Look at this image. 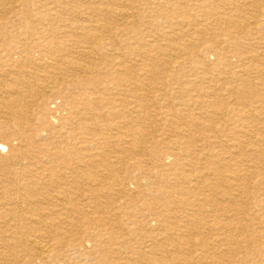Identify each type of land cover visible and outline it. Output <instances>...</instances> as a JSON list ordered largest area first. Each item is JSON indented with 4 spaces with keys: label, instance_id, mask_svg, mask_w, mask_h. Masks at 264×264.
Listing matches in <instances>:
<instances>
[{
    "label": "rangeland",
    "instance_id": "rangeland-1",
    "mask_svg": "<svg viewBox=\"0 0 264 264\" xmlns=\"http://www.w3.org/2000/svg\"><path fill=\"white\" fill-rule=\"evenodd\" d=\"M169 1L137 0L131 2L122 0L126 7H132L133 5V9H130L132 15L126 21L122 17L107 19L113 28L111 33H106V40L117 43H113L116 46H114V54L117 55V62L120 64L117 65L115 72L110 69L112 67L110 60L106 56L107 52L103 50V54L101 52L97 55L98 57L96 56V63L93 64L92 70L88 69L87 74L79 79V84L66 86L61 81L62 73L59 70L64 67L59 66V62L55 58L66 54L67 57L73 60L88 62L89 59H83L75 53L69 54L64 50L59 51L60 49L57 48L54 52L51 45H49L50 41L47 40L37 42L32 39L28 40V53L21 52L19 49L11 56V59H7L8 56L0 58V108L4 109L6 106L16 114V116H6L0 113V131L5 129L14 130L20 122L22 128L24 127L21 137L18 134L9 137L0 135V141L4 144V148L0 150V191L8 190L6 188L7 180L10 181L8 186H14L15 184L13 180L9 179L11 177L8 172L9 169L22 168L24 171H31L32 174L28 180L35 182L33 193L36 202L41 206V200H44L42 198L46 195L41 192V186L38 183L41 178L44 179L45 186H49L50 197L54 195L52 185L57 183L65 186L68 194H75L76 185L71 180L72 176L76 175L70 173V169H66L65 166L73 163L78 164L79 162H90L92 156H95L96 160L100 162V167H107V164L113 165V171L109 170L113 174L109 175L110 177L101 174V172L99 175H95L92 171H88L90 174L88 173V176H83V178L76 176L80 185L82 182L85 184L86 200L89 202L91 194L94 193L100 203L99 211H93L90 206H87L85 216L92 217L106 214L105 216L110 219V223L106 219L91 224L84 220L77 228L57 223L61 226L60 230L66 229L69 231L72 228L73 237L80 240L81 238H89V240H84V247L79 248L80 251L75 255L72 254L71 258L63 260L44 258V262L41 264L92 263V259L84 256L75 260L73 257L83 254L86 250H91L93 243L100 241L106 235L103 234V231H107L106 229L110 228L111 225L115 226V229L121 234L119 236H122L119 238L122 240L121 243H108L117 252L115 256L119 262L147 264L146 258L148 256H154L158 258L157 261L166 262L169 253L167 254L164 250L166 247L167 249L173 248L171 247V241L180 236L188 237V235H191L194 237L193 240L200 238L204 242L203 248L200 246L192 247V255H194L193 258L196 264H264V184L261 182L264 179V153L260 155L243 146L247 144L252 148L260 147L264 151V140L257 141L251 136V134H254L255 137L264 138V99H262L264 98V76L259 75L260 72H258L264 69V60L259 58L261 54L264 56V0H261V2H254V0L174 1V7L181 10V15L186 19L190 16L195 19V24L200 23L199 26L206 29L207 34L204 36H197L193 33L191 36H186V38L189 37L187 39L195 42L191 44L193 46H188V48L194 54H200L197 61L185 55L176 58L173 64L168 65L161 62L151 64L152 61L149 59L142 62L144 57L140 50H146L149 46L148 43L162 46L168 49L172 56H176V51L169 49L170 38L174 45H183L185 41L176 37L173 33L177 30V26H174L172 22L177 13L170 12ZM8 2L9 5L6 9L9 10L0 12L4 15H0V25L2 26L0 31H6L7 35H10L8 40L11 41L17 40V36L20 35L19 32L23 29L25 18L31 21L39 35L40 32L53 30L58 22H62V20L66 25L68 22H72L71 12L64 9L60 1L31 0V9L23 6L20 1L11 2L8 0ZM195 3L204 5V8H198ZM75 5L79 16H82L84 13L83 2L80 1ZM204 9L210 11L211 17L217 18L220 22L217 20L216 25L213 26L208 24L209 22L203 24V19L208 18L203 15L202 10ZM156 10L157 12L160 11V14H157ZM226 10L229 12L226 13ZM258 10L259 12H257ZM167 13L174 16L171 21L165 17ZM242 14L249 19L250 24L243 22L238 28L236 26L235 28L232 26V28H229L226 23L231 22L228 19L238 18L237 15ZM43 16L44 19L40 21L39 19ZM134 23H136V29L132 27ZM122 24L124 25L122 26ZM224 28H226V31ZM11 35H15V37ZM231 35L234 37H230ZM228 36L229 38H227ZM76 38L79 39V37ZM19 39L21 40L20 36ZM58 40L61 41L62 38ZM199 42L204 47L210 46L209 50H206L205 53L199 52V48L196 46ZM136 45H143V47H135ZM2 54L3 51L0 49V57H2ZM251 56H257L252 59L253 63L258 66L257 69L259 70L257 72L248 69L245 64L249 59L248 57ZM19 57L24 60L22 64L17 62ZM69 71L67 70L66 73H69ZM51 73L56 76V86L62 91L64 90L62 94L56 90L52 92L44 91L39 87V83L48 81L47 75ZM18 75L22 77V81L21 83H14L12 79ZM243 79L246 81L253 80L256 87L251 88L246 85L240 87L237 91L245 95H232L227 89L236 85H238L237 87L241 86ZM3 84L5 85L3 86ZM136 87L147 88L146 95L148 96L141 97L140 95L143 94L142 89L137 90ZM67 88L71 89L68 90ZM23 89L25 94L21 91ZM150 90L151 93H149ZM156 93L160 94L157 95ZM10 94H13V96H8ZM30 94L31 97H29ZM21 95H29V98L27 97L28 99L20 102L18 100L21 99ZM239 96H242L246 102L253 103L246 107L238 105V114L245 117L243 120L237 114L231 112L230 108L223 106L224 103H231L232 106H235ZM14 98H18L17 101H13ZM144 98H147V102ZM96 99L100 102H94ZM211 101H217L221 104L216 107L206 106V103ZM138 106L139 108H137ZM142 106L144 108L141 109ZM154 111L155 113H153ZM18 112L20 113L18 114ZM200 114L201 116H199ZM250 115L253 119H247ZM3 116L7 119L5 120ZM191 118L198 119L200 123L192 122ZM136 125H140L141 128L136 129ZM173 127L174 129H172ZM130 131L137 132L145 141L144 145L147 147L143 145L145 147L143 151L138 150L137 147H134L132 152L129 149L132 145L124 138V134ZM17 137L22 138V141L24 140L21 141L23 143L22 147L18 144ZM50 145H52L51 148ZM240 145L243 147H240ZM53 146L55 147L53 148ZM74 147L76 150L82 149L84 153L78 155L73 149ZM68 148L72 149L69 162L64 157V152ZM22 150L26 153L24 152V156L19 163H16L13 159L9 160V157L6 158L8 154L18 153ZM117 158L127 160V165L116 162ZM206 166L215 169V174L210 175L208 181L218 183L220 188L217 190H194L193 185L200 181L197 172L204 170ZM59 168L63 170V179L54 178L52 175V173H58ZM127 169L129 170L127 171ZM25 180L26 177H23L15 185H20L23 188ZM192 189L194 191H190ZM224 189H229V193H225ZM150 190L151 192L148 193ZM184 190L185 193H181ZM21 191L24 192L25 190L21 189ZM134 194L137 195L134 196ZM56 202L55 199H53V202L50 201L49 206L53 211L61 208V204ZM46 204L45 202L44 205ZM22 205H24V202H22ZM139 211L140 213H138ZM126 215H130L131 219L126 220ZM143 215L149 222L148 224H146ZM172 215L174 216L172 217ZM96 223L99 224V229L101 228L102 236L95 234L98 229ZM137 232L138 234H136ZM159 240L166 242L168 245ZM134 247L135 249H133ZM225 248L227 250L224 253ZM127 249L131 252L128 253ZM255 249L256 251H254ZM124 250L127 253L124 254ZM137 255H141L142 258L140 260L133 259V256ZM51 259L53 262L50 261ZM109 262V260H104L100 264H109ZM148 262L150 263V261ZM173 262L170 261L168 264Z\"/></svg>",
    "mask_w": 264,
    "mask_h": 264
},
{
    "label": "bare ground",
    "instance_id": "bare-ground-1",
    "mask_svg": "<svg viewBox=\"0 0 264 264\" xmlns=\"http://www.w3.org/2000/svg\"><path fill=\"white\" fill-rule=\"evenodd\" d=\"M11 2H17L20 1L21 4L23 6H26L28 8H30L31 6V0H10ZM49 2H55V1H60V4H62L61 6L64 7V9L70 11L71 13V21L72 22H68V24L66 25L64 23V20H62V22H58V24L56 25V28H54L53 30H49L45 31V32H40V35L37 33L36 29L34 28V25L31 23L30 20H28L27 18L24 19V24H23V29L21 32H19L20 35H18L17 40H8L10 38V35H7L6 31L1 30L0 31V49L3 51V54L1 55L2 57L0 58H5L7 57V59H11V56H13L17 50L21 51V52H26L28 53L29 51V45L27 44L28 40H33L35 42L40 41V40H47L50 41L49 45H51V47L53 48V51H56L57 49L64 50L67 53H75L76 55L82 57L83 59L87 58L89 59L88 62H84L82 60H73L70 59L69 57H67V55H62L58 58H55V60H57L59 62V66L64 67L59 69L60 73H62V80L63 83L66 84V86H72L75 84H79L78 82H80L79 79H81L82 77H84L87 72L88 69H91L93 64L96 63V56L101 52L103 54V50L106 51V56L108 58V60H110V65L112 66L110 69L115 72L116 71V67L118 64L117 62V58L114 53V44H117L115 42H109L106 40L107 38V34L106 33H111V30L113 27H111L112 25H110L107 21L108 18H112V17H122V19H124L125 21L127 20L128 17H130L132 15V10L133 9V5L132 7H126V5L124 4V2H122V0H48ZM83 2L84 5V9H83V15L79 16V13L76 11L75 9V4L79 3V2ZM129 1H137V0H129ZM175 2H179L181 0H170V4L168 7L170 12H175V14L177 13V16H175V19L172 21L174 26H177V30L173 31L174 35L176 37H179L181 39H184L185 41L183 42V45H174L172 44V39L170 38L169 40V49H173L174 51H176V56H172L169 53V50L166 48H163L162 46H157V44L155 45L153 44H149V46L146 48V50L141 49L140 52L142 53V56L144 57V59L142 60V62H145V60L147 61V59H149L150 61H152L151 64H157L158 62L164 63V64H173V62H175L176 58H180V57H184L185 55H187L188 57H190L191 59L197 61L198 56L200 55L199 53L194 54L193 51L191 49L188 48V46H193L191 44L195 43L194 40L191 39H187L189 37L186 38V36H191L192 33L196 34L197 36H204L205 34H207L206 29L204 27H200L199 24H195V19L191 18L190 16L186 19L183 15H181V10L177 9V7H174L173 3ZM247 1V0H246ZM126 2V1H125ZM183 2V1H182ZM218 2V1H217ZM254 2H261V0H254ZM196 4V3H195ZM257 4V3H256ZM9 2L8 0H0V12L1 11H5L7 10L6 8L8 7ZM11 5V4H10ZM14 5V4H13ZM16 5V4H15ZM49 5V4H48ZM181 5V3H180ZM198 8H204V5L201 4H196ZM230 5V4H228ZM247 5V4H246ZM254 5V3H253ZM264 5V3H263ZM223 7V6H222ZM247 7V6H246ZM252 7V6H251ZM255 7V6H254ZM253 7V8H254ZM257 7V6H256ZM16 8V7H15ZM14 8V9H15ZM219 8V7H218ZM17 9V8H16ZM31 9V8H30ZM221 9V8H220ZM231 9V7H230ZM242 9V8H241ZM243 9H245L243 7ZM9 10V9H8ZM7 10V11H8ZM19 10V9H18ZM17 10V11H18ZM225 10V9H224ZM232 10V9H231ZM255 10V9H254ZM261 10V9H259ZM259 10L257 12H259ZM203 11V15L208 17L207 19H203V24H212L216 25L217 23V18L215 17H211L210 15V11H207L206 9L202 10ZM201 11V12H202ZM216 11V10H215ZM228 10H226L227 13ZM239 11V10H238ZM15 12V11H13ZM32 12V11H31ZM229 12V11H228ZM234 12V10H233ZM251 12V11H249ZM255 12V11H254ZM8 13V12H7ZM6 13V14H7ZM17 13V12H16ZM29 13V12H28ZM69 13V12H68ZM139 13V12H138ZM157 14H160V11L157 12ZM4 14V13H3ZM140 14V13H139ZM236 14V13H235ZM234 14V15H235ZM240 14V13H239ZM252 14V13H250ZM0 15H2L0 13ZM9 15V14H8ZM7 15V16H8ZM143 15V14H140ZM4 16V15H2ZM203 16V17H204ZM256 16V15H255ZM257 16H259L257 14ZM264 16V15H263ZM75 17V18H74ZM157 17V16H156ZM167 19H170V21L173 19L174 16L170 15L169 13L166 14L165 16ZM238 18H232V19H228L229 22L231 23H226L229 28L232 26L233 28H235V26L238 28V26H241V24L244 23H249L248 22V18H246L245 16L242 15H237ZM135 18V17H133ZM197 18V17H196ZM254 18V17H253ZM4 19V18H3ZM31 19V18H30ZM44 16L41 17L39 20H43ZM72 19L76 20L73 21ZM113 19V18H112ZM136 19V18H135ZM155 19V18H154ZM223 19V18H222ZM55 20V19H52ZM116 20V19H114ZM211 20V21H210ZM226 20V19H225ZM255 20V19H254ZM1 21V20H0ZM3 22L5 20H2ZM113 21V20H112ZM120 21V20H119ZM205 21V22H204ZM219 21V20H218ZM258 21V20H257ZM122 22V21H120ZM220 22V21H219ZM259 22V21H258ZM114 23V21H113ZM257 23V22H256ZM260 23V22H259ZM264 23V22H263ZM1 24V23H0ZM35 24V23H34ZM49 24V23H48ZM116 24V23H115ZM126 24V23H124ZM122 24V26L124 25ZM250 24V23H249ZM262 24V23H261ZM3 25V23H2ZM50 25V24H49ZM55 25V24H54ZM202 25V24H201ZM130 26V25H129ZM204 26V25H203ZM253 26V25H251ZM259 26V25H258ZM262 26V25H261ZM133 28L136 29V23H134L132 25ZM231 27V28H232ZM2 28V26L0 25V29ZM148 28V27H147ZM236 28V29H237ZM226 31V28H224ZM235 29V31H236ZM248 29V28H245ZM252 29V28H250ZM21 30V28H20ZM142 30V29H141ZM240 30V29H239ZM19 31V30H18ZM114 31V30H113ZM209 31V30H208ZM247 32V31H246ZM242 33V32H241ZM130 34V33H129ZM243 34V33H242ZM247 34V33H246ZM126 35V34H125ZM14 36L15 35H11ZM19 36L21 38V40L19 39ZM226 36V35H225ZM236 36V35H235ZM76 37H79V39H77ZM171 37V36H170ZM232 37V35L230 36ZM234 37V36H233ZM232 37V38H233ZM59 38H62V40H58ZM65 38V39H64ZM115 38V37H114ZM208 38V37H207ZM229 38V36L227 37ZM215 39V38H214ZM238 39V38H237ZM210 40V39H209ZM222 40V39H221ZM175 41V40H174ZM180 41V40H179ZM227 41V40H226ZM114 43V44H113ZM136 44V43H135ZM206 44V43H205ZM223 44V43H222ZM249 44V43H248ZM31 45V44H30ZM198 51L205 53L206 50H209L210 46H205L199 42L198 45ZM251 46V45H250ZM116 47V46H115ZM135 47H139L142 48V46H138L136 45ZM205 49V50H204ZM221 49V48H220ZM253 51V50H252ZM249 54V53H248ZM264 54V53H263ZM224 55V54H223ZM104 56V55H103ZM102 56V57H103ZM227 56V55H226ZM22 57V56H21ZM19 57V59H17V62L21 63L24 62L23 58ZM98 57V56H97ZM257 57V56H256ZM256 57H248V61L245 63L248 67V69H253L256 70L255 72H257V65H255L253 63V58ZM106 58V57H105ZM163 58H165V60H163ZM260 59L264 60V56L259 57ZM98 59V58H97ZM124 59V58H123ZM223 59V58H221ZM101 60V59H99ZM107 60V59H106ZM187 60V59H186ZM243 60V59H242ZM104 61V60H103ZM125 61V60H124ZM188 61V60H187ZM57 62V63H58ZM98 62V61H97ZM102 62V60H101ZM241 63V62H240ZM92 64V65H91ZM257 64V63H256ZM101 65V64H100ZM97 66V65H96ZM154 66V65H153ZM166 66V65H165ZM27 67V66H26ZM99 67V66H98ZM97 67V68H98ZM163 67V66H162ZM262 67V66H261ZM29 68V67H28ZM33 68V66H32ZM100 68V67H99ZM109 68V67H108ZM37 69V68H36ZM39 69V68H38ZM69 71V73H66L67 70ZM94 69V68H93ZM41 70V69H40ZM92 70V69H91ZM127 70V69H126ZM9 71V70H7ZM35 71V70H34ZM44 71V70H43ZM57 71V70H54ZM150 71V69L148 70V72ZM51 72V71H50ZM227 72V71H226ZM258 72L259 75L262 74L264 76V69H261V71L259 70ZM12 73V71H11ZM24 73V72H23ZM48 73V72H47ZM82 73V74H80ZM24 75V74H23ZM60 75V74H59ZM137 75V74H136ZM142 75V74H141ZM14 76V75H13ZM58 76V75H57ZM89 76V75H88ZM25 77V76H24ZM48 77V81L47 82H42L39 83V87L44 90V91H49L52 92L54 90H56L58 93H63L64 90L62 91V89H59L55 82H56V76H54L52 73L47 75ZM9 78V76H8ZM28 78V77H26ZM24 78V79H26ZM117 78V77H116ZM30 79V78H28ZM34 79V78H33ZM32 79V80H33ZM84 79V78H83ZM251 79V78H250ZM37 80V79H36ZM219 80V79H218ZM12 81L15 83H21L22 81V77L21 76H16L12 79ZM27 81V80H26ZM29 81V80H28ZM35 81V80H34ZM38 81V80H37ZM59 81V80H58ZM82 81V80H81ZM234 81V80H233ZM232 81V82H233ZM239 81V80H238ZM11 82V81H10ZM243 83H241V86L237 87L236 86H232L229 90V92L232 93V95H245L242 94L240 92H237L240 87L243 86H250L251 88L256 87L255 82H253V80L251 81H246V80H242ZM5 83V82H4ZM30 83V82H29ZM235 83V82H234ZM2 84V83H1ZM5 84H3L4 86ZM61 85V84H60ZM87 85V84H86ZM94 85V84H93ZM138 85V84H137ZM194 85V84H193ZM230 85V83H229ZM232 85V84H231ZM115 86V85H114ZM123 86V85H121ZM29 87V86H28ZM36 87V86H35ZM147 87V86H145ZM137 88V90H141L142 95H140L141 97H147V88ZM23 88V87H22ZM30 88V87H29ZM39 88V89H40ZM105 88V86H104ZM149 88V87H148ZM186 88V87H185ZM245 88V87H244ZM14 89V88H13ZM25 89V88H24ZM21 90L23 94L25 90ZM68 90L71 88H67ZM93 89V88H92ZM263 89H264V84H263ZM27 90V89H26ZM261 90V88H260ZM30 91V90H29ZM62 91V92H61ZM109 91V90H108ZM16 92V91H15ZM28 92V91H27ZM26 92V94H27ZM127 92V91H126ZM189 92V90H188ZM264 92V90H263ZM8 93V92H7ZM17 93V92H16ZM29 93V92H28ZM151 93V90L150 92ZM214 93V92H213ZM15 94V93H13ZM13 94L8 95V96H13ZM57 94V93H55ZM53 94V95H55ZM157 94V93H156ZM160 94V93H159ZM157 94V95H159ZM229 94V93H228ZM6 95V94H5ZM17 95V94H15ZM113 95V94H112ZM264 95V94H263ZM21 99L18 100L20 102L25 101V99H28L29 97H31L32 95H21ZM29 96V97H28ZM46 96V95H45ZM72 96V95H71ZM28 97V98H27ZM123 97V96H122ZM229 97V96H228ZM5 98V97H4ZM47 98V97H46ZM130 98V97H129ZM234 98V97H233ZM236 98V97H235ZM18 99V98H17ZM17 99H12L13 101H17ZM31 99V98H30ZM33 99V97H32ZM147 99V98H146ZM146 99L144 98V100L146 101ZM150 99V97H149ZM157 99V98H156ZM238 101L235 102V106H232L231 103H227V104H223V106H226L228 108H230L231 112H233L234 114H237L238 117L243 120V116H241L240 114H238V105L241 106H249L252 105L249 101L246 102L244 100V98L242 96H239V98H237ZM253 99V98H252ZM264 99V98H262ZM6 100V99H5ZM4 100V101H5ZM117 100V99H116ZM123 101V98L121 99ZM154 100V99H153ZM159 100V99H158ZM181 100V99H180ZM7 101V100H6ZM11 101V100H10ZM11 101V102H13ZM52 101V100H51ZM196 102H200L198 100H195ZM219 101V100H218ZM38 102V101H37ZM94 102H100V100H94ZM144 102V101H142ZM147 102V101H146ZM157 102V101H156ZM252 102V101H251ZM34 103V102H33ZM103 103V102H102ZM127 103V102H126ZM9 104V103H8ZM20 104V103H19ZM23 104V103H21ZM32 104V103H31ZM42 104V103H41ZM144 104V103H143ZM158 104V103H157ZM156 104V105H157ZM172 104V103H171ZM220 102L217 101H211L210 103H206V106H218L220 105ZM1 105V104H0ZM7 105V104H6ZM140 105V104H139ZM146 105V104H145ZM174 105V104H173ZM202 105V104H201ZM4 107V106H2ZM6 107V106H5ZM4 109L0 108V113L6 116H16V114L14 113L13 110L8 109L7 107ZM36 107V105H35ZM136 107V106H135ZM170 107V106H168ZM13 108V107H12ZM23 107L21 106V109ZM33 108V107H32ZM139 108V106L137 107ZM141 109L144 108L143 106L140 107ZM177 108V106H176ZM201 108V107H200ZM19 109V108H18ZM20 110V109H19ZM18 110V111H19ZM26 110V109H25ZM37 110V109H36ZM130 110V109H129ZM136 110V109H135ZM139 110V109H138ZM144 110V109H143ZM146 110V108H145ZM168 110V109H167ZM24 111V110H23ZM29 111V110H28ZM140 111V110H139ZM142 111V110H141ZM250 111V110H249ZM135 112V111H134ZM159 112V111H158ZM188 112V111H187ZM192 112V111H191ZM17 113V112H16ZM20 112H18L19 114ZM106 113V112H105ZM144 113V112H143ZM150 113V111H149ZM155 113V111L153 112ZM161 113V112H160ZM190 114V112H188ZM199 113V112H198ZM204 113V111H203ZM202 113V114H203ZM211 113V112H210ZM252 113V112H251ZM258 113V112H257ZM17 114V115H18ZM22 114V113H21ZM139 114V112H138ZM142 114V113H141ZM158 114V113H157ZM156 114V115H157ZM182 114V113H181ZM117 115V114H116ZM133 115V114H132ZM151 115V114H150ZM193 115V114H192ZM198 115V114H197ZM225 115V114H224ZM252 115V114H251ZM248 116L247 119H253L251 118L252 116ZM20 116V115H19ZM22 116V115H21ZM134 116V115H133ZM201 116V114L199 115ZM199 116H197L198 118H200ZM219 116V115H218ZM221 116V115H220ZM4 117V116H3ZM130 117V116H129ZM143 117V116H142ZM180 117V116H178ZM183 117V116H182ZM186 117V114H185ZM216 117V116H215ZM225 117V116H224ZM247 117V116H246ZM131 118V117H130ZM138 118V116H137ZM144 118V117H143ZM152 118V117H150ZM190 118V117H189ZM4 119L6 120L7 118L4 117ZM13 119V118H12ZM141 119V118H139ZM263 119V118H262ZM10 120V119H9ZM14 120V119H13ZM192 122H196V123H200V121H198V119H192ZM257 120V119H256ZM140 121V120H139ZM143 121V120H141ZM153 121V120H152ZM180 121V119H179ZM260 121V120H259ZM41 122V121H40ZM258 122V121H257ZM261 122V121H260ZM14 123V122H13ZM77 123V121H76ZM75 123V124H76ZM141 123V122H140ZM148 123V122H147ZM219 123V122H218ZM21 124V122H20ZM16 125L15 129L12 130H4V131H0L1 132V136L4 137H9L13 134H18L20 137L22 136V133L24 131V127L22 128L21 125ZM73 124V123H72ZM78 124V123H77ZM153 124V123H152ZM87 125V124H86ZM193 125V124H191ZM79 126V124H78ZM148 126V125H147ZM152 126V125H151ZM174 126V125H173ZM194 126V125H193ZM11 127V126H10ZM86 127V126H85ZM88 127V126H87ZM136 129L141 128L140 125L137 126L136 125ZM181 127V126H180ZM208 127V126H206ZM217 127V126H216ZM43 128V127H42ZM89 128V127H88ZM122 128V127H121ZM245 128V127H244ZM38 129V128H37ZM36 129V130H37ZM86 129V128H84ZM174 129V127L172 128ZM178 129V128H177ZM191 129V128H190ZM188 129V130H190ZM213 129V128H212ZM43 130V129H42ZM93 130V129H92ZM16 131V132H14ZM39 131V129H38ZM180 131V130H178ZM193 132V131H192ZM198 132V131H197ZM200 132V131H199ZM213 132V131H212ZM143 133V132H142ZM195 133V132H193ZM114 134V131H113ZM182 134V133H181ZM191 134V133H190ZM215 134V133H214ZM72 135V134H71ZM78 135V133H77ZM155 135V134H154ZM173 135V134H172ZM85 136V135H84ZM185 136V135H184ZM188 136V135H187ZM251 136L257 140V141H263L264 138L261 137H255L254 134ZM250 136V137H251ZM43 137V136H42ZM45 137V136H44ZM51 137V136H49ZM123 137V136H122ZM192 137V135H191ZM233 137V136H232ZM91 138V137H89ZM124 138H126V140H128L130 142V144L132 145V147H129V149L132 150L134 149V147H137L138 150L143 151L145 149L144 143L145 141L139 136V134L137 132L134 131H130V132H126L124 134ZM207 138V137H206ZM219 138V137H218ZM18 140V144L20 145V147L23 146V141L22 138H16ZM53 139V138H52ZM200 139V138H199ZM171 140V139H170ZM223 140V139H222ZM22 141V142H21ZM48 141V139H47ZM99 141V140H98ZM238 141V140H237ZM150 141L148 140V143ZM234 142V141H233ZM249 142V141H248ZM121 143V142H120ZM35 144V143H34ZM37 145H41V144H37ZM47 145V144H46ZM121 145V144H120ZM145 147H144V146ZM151 145V143H150ZM34 146V145H33ZM52 145H50L51 148ZM246 149L249 150H253L252 152H257V154L263 155L264 151L262 148H252L249 147V145L244 144L243 145ZM242 145H240V147H243ZM55 146H53L54 148ZM92 147V146H91ZM4 148V144L1 143L0 141V150H2ZM47 148V147H46ZM72 148V147H71ZM68 148L65 150L64 152V157L66 159V161L69 162V159H71V154H72V149ZM110 148V147H109ZM127 148V146H126ZM144 148V149H143ZM185 148V147H184ZM227 148V147H226ZM21 149V148H19ZM26 149V147H25ZM32 149V148H31ZM75 149V147L73 148ZM117 149V148H116ZM175 150V149H174ZM173 150V151H174ZM177 150V149H176ZM241 150L244 151L243 148H241ZM53 151V149H52ZM172 151V150H171ZM172 151V152H173ZM25 152V151H24ZM24 152L23 150L21 152L18 153H10L6 156V158L9 157V160H15L16 163H19L20 160H22L21 158H23L24 156ZM75 152H77V154H83L84 151L81 150H76ZM115 152V151H113ZM233 152V151H232ZM26 153V152H25ZM62 153V152H61ZM87 153V152H85ZM103 153V152H102ZM140 153V152H139ZM156 153V152H155ZM75 154V155H77ZM95 155V153H93ZM150 154V153H149ZM237 154V153H236ZM74 155V154H73ZM74 155V156H75ZM77 155V156H78ZM140 155V154H139ZM124 156V155H123ZM180 156V155H179ZM206 156V155H204ZM80 157V156H78ZM83 157V156H82ZM3 158V157H2ZM138 158V157H137ZM130 159V158H129ZM133 159V158H132ZM212 159V158H211ZM90 162H85V163H78V164H71L69 166H65L66 169H70V173H72L73 175L75 174L76 176L82 177L83 176H88V171H92L93 173H95V175H99V173L101 172V174L103 173V175L110 177L109 175H113L110 171L113 167V165L107 164V167H100L101 164L99 161L96 160L95 156L90 157ZM99 160V159H98ZM108 160V159H106ZM5 161V160H4ZM103 161V159H102ZM208 161V160H207ZM22 162V161H21ZM116 162L125 165L126 163H128L127 160L125 159H119L117 158ZM210 162V160H209ZM236 162V161H235ZM32 163V162H31ZM43 163V162H42ZM115 163V162H114ZM116 163V164H118ZM65 164V162H64ZM113 164V163H112ZM114 164V165H116ZM20 165V164H19ZM22 165V164H21ZM25 165V164H24ZM34 165V164H33ZM119 165V164H118ZM127 165V164H126ZM210 165V164H209ZM212 165V164H211ZM132 166V165H131ZM162 166V165H160ZM214 166V165H212ZM17 167V166H16ZM117 167V166H116ZM122 167V166H121ZM223 167V166H222ZM264 167V166H263ZM128 168V167H127ZM183 168V167H182ZM217 168V167H216ZM48 170V169H47ZM58 173H52L53 177H59L61 179L64 178V173L63 170H61V168L58 169ZM110 170V171H109ZM129 169H127L128 171ZM183 170V169H182ZM215 169H212L210 166H206L204 170H200L197 173V177L200 179V183H195L193 185V189L194 190H205V189H211V190H217L218 188H220L218 183H215L214 181H208V178H210V175L215 174ZM243 170V169H242ZM253 170V169H252ZM251 170V171H252ZM258 170V169H257ZM137 171V170H136ZM247 171V170H246ZM256 171V170H255ZM9 174H11V177L9 179L13 180L16 183H18L17 181L21 178H25L26 177V182L23 185L24 187L21 188L20 185H15L14 186H8L9 185V180L8 183L6 184V188H8V190L6 191H0V264H41L42 262H44V258L48 259V258H53L55 260L57 259H67V258H71L72 254H77L81 247H84L85 245V241L84 240H89V238H81V240L77 237H73V229L71 228L69 231L66 229L60 230L59 228H61V226L57 225V223H63L66 224L68 226H72L74 228H77L78 226L81 225V222H83L84 220L91 224L94 222H100V221H105V219L109 222V218L106 217L104 214L101 215L99 214V216H88L86 217V211H87V206H90V208H92L93 211H99L100 210V203L97 200V196L93 193L91 194V199L89 200V202L86 200L87 198V193L85 190V184L84 182H82V184L80 185V183L77 181V177L76 176H72V183L76 185L75 187V194H68V190L65 186H62L61 184L57 183L56 185H52L53 187V197H50L51 193H49L48 191V187L49 186H45V181L44 179H40L38 181V183L40 184V189L41 192H43V194H46L42 199L45 200V202L47 203L46 205L44 200L39 201L42 205L40 206V204L38 205V202H36V197L35 194L33 193V191L35 190L34 187V181H30L28 180L31 176V171H24V169L22 170V168H11L8 170ZM30 172V173H29ZM217 173L219 171H216ZM135 173V171H134ZM191 173V172H190ZM221 173V172H220ZM254 173V171H253ZM90 174V173H89ZM257 174V173H256ZM40 175V174H39ZM251 175V174H250ZM216 176V175H215ZM7 177V176H5ZM3 178V177H2ZM216 178V177H215ZM219 178V176H218ZM222 178V177H221ZM239 178V177H238ZM220 179V178H219ZM262 179V178H261ZM112 180V178H111ZM254 181V180H253ZM263 182L262 184H264V179H262ZM87 183V182H85ZM100 183V182H98ZM201 184V185H199ZM243 184V183H242ZM88 185V184H87ZM117 185V184H116ZM261 185V184H260ZM249 186V185H248ZM5 187V186H4ZM89 187V186H88ZM118 187V186H117ZM250 187V186H249ZM66 188V189H65ZM119 188V187H118ZM223 188V186H222ZM21 189H24L25 191L22 192ZM105 189V188H104ZM172 189V188H171ZM190 190V191H194V190ZM67 190V191H66ZM182 190V189H181ZM243 190V189H242ZM244 190L246 191V189L244 188ZM37 191V190H36ZM177 191V190H176ZM151 192L148 191V193ZM225 193H229V189H224ZM242 192V191H241ZM141 193V192H140ZM145 194V192H143ZM147 193V191H146ZM155 193V192H154ZM181 193H185L184 191H181ZM245 193V192H243ZM242 193V194H243ZM114 194V192H113ZM119 194V193H117ZM116 194V195H117ZM142 194V193H141ZM151 194V193H150ZM157 194V193H156ZM164 194V193H163ZM264 194V193H263ZM124 195V194H123ZM137 195V194H136ZM134 194V196H136ZM148 195V194H147ZM161 195V193H160ZM170 195V194H169ZM168 195V196H169ZM108 196V195H107ZM128 196V195H127ZM139 196V195H138ZM237 196V195H235ZM247 196V195H246ZM263 196V195H262ZM133 197V196H131ZM129 197V198H131ZM167 197V196H166ZM214 197V196H213ZM212 198V197H211ZM215 198V197H214ZM53 199H55L57 202L56 203H60L61 204V208H57L55 211H53L52 208H50L49 204L50 201L53 202ZM99 199V198H98ZM136 199V198H133ZM182 199V198H181ZM216 199V198H215ZM244 199V198H243ZM86 200V201H85ZM214 200V199H213ZM241 200V199H240ZM175 201V200H174ZM209 201V200H208ZM215 201V200H214ZM219 201V200H218ZM264 201V200H263ZM22 202H24V205H22ZM166 202V201H165ZM206 202V201H205ZM217 202V201H216ZM89 203H91V205H89ZM133 203V202H132ZM226 203V201H225ZM237 203V202H236ZM164 204V203H163ZM221 205V204H220ZM223 205V204H222ZM225 205V204H224ZM63 208V209H62ZM166 209V208H165ZM185 209V208H184ZM219 209V208H218ZM104 210V208H103ZM187 210V209H186ZM185 210V211H186ZM168 211V210H167ZM188 211V210H187ZM199 211V210H198ZM239 211V210H238ZM121 212V211H120ZM195 212V211H194ZM215 212V211H214ZM229 212V211H228ZM140 213V211L138 212ZM200 213V212H199ZM212 213V212H211ZM221 213V212H220ZM167 214V213H166ZM116 215V214H115ZM122 215V214H121ZM127 216V215H126ZM144 216V215H143ZM156 216V215H155ZM174 215H172L173 217ZM110 218H112V216H110ZM119 218V217H117ZM116 218V220H117ZM146 217L144 216V219ZM207 218V217H206ZM223 218V217H222ZM114 219V218H113ZM127 219H131L130 215L126 217ZM209 220V219H208ZM145 221L147 222V220L145 219ZM166 221V219H165ZM225 221V220H224ZM233 221V220H232ZM138 222V221H137ZM168 222V221H167ZM173 222V221H172ZM184 222V221H183ZM103 223V222H102ZM149 222H147L146 224H148ZM163 223V222H162ZM212 223V221H211ZM98 226L97 232L95 234H97V236H102L103 234H106L105 236H103V238L100 239V241H96V243H93L92 245V249L91 250H86L84 251L83 254H79L76 255V257H73L74 260L81 258L82 256H84L85 258H90L92 259V263L90 264H100L102 261L106 260V261H110L109 264H127V263H123L122 261L119 262L117 257L115 256V253L117 255V252L114 251L108 243H118V242H122V240H120L119 238H121L122 236L120 232L118 230L115 229V226L111 225L110 228L106 229L107 231H100L99 229V224L96 223ZM177 224V223H176ZM247 224V223H246ZM252 224V223H251ZM88 225V224H86ZM117 225V224H116ZM261 225V224H260ZM96 226V225H95ZM120 226V225H119ZM171 228V227H170ZM88 230V229H87ZM86 230V231H87ZM93 231V230H92ZM160 231V230H159ZM191 231V230H190ZM88 233V232H87ZM93 234V233H92ZM138 234V232L136 233ZM186 234V233H185ZM193 234V233H192ZM197 234V233H196ZM155 236V235H154ZM221 236V235H220ZM145 237V236H144ZM193 236L188 235V237L185 236H180L177 238H174L175 240L171 241V244L173 247L172 249H166L164 250L165 252H167L168 258L166 259V262H163L162 260L157 261L158 258L151 256V257H147V264H168V262H173L172 264H196L194 262V255H192V247L194 246H200L201 248H203L204 246V242H202L200 240V238H198V240H193ZM216 238V237H215ZM220 238V237H219ZM228 238V237H227ZM160 239V238H158ZM157 239V240H158ZM207 239V238H205ZM211 239V238H210ZM156 240V242H157ZM161 240V239H160ZM159 240V241H160ZM219 240V239H218ZM128 241V240H127ZM153 241V240H152ZM165 241V240H164ZM162 243H166L163 241H160ZM230 242V241H229ZM125 243V241H124ZM148 243V242H145ZM151 243V242H150ZM155 243V242H154ZM209 243V242H208ZM225 243V242H224ZM235 243V242H234ZM167 244V243H166ZM207 244V243H206ZM215 244V243H214ZM168 245V244H167ZM209 245V244H208ZM156 246V245H155ZM154 246V247H155ZM211 246V245H210ZM121 247V246H119ZM125 247V246H124ZM137 247V246H136ZM217 247V246H216ZM220 247V246H219ZM127 248V247H125ZM144 248V247H143ZM117 249V248H116ZM120 249V248H119ZM131 249V248H130ZM135 249V247L133 248ZM142 249V248H141ZM154 249V248H153ZM159 249V248H158ZM160 249H162L160 247ZM212 249V248H211ZM128 250V249H127ZM227 249L225 248L223 251L225 253ZM232 250V249H231ZM119 251V250H118ZM133 251V250H132ZM136 251V250H135ZM212 251V250H211ZM230 251V250H229ZM249 251V250H248ZM256 251V249L254 250ZM123 252V251H122ZM131 252L130 250H128V253ZM155 252V250H154ZM205 252V250H204ZM220 252V251H219ZM222 252V251H221ZM127 253L124 250V254ZM143 253V252H142ZM149 253V252H148ZM137 254V253H136ZM140 254V253H138ZM147 254V253H146ZM239 254V253H238ZM130 255V254H129ZM134 255V254H133ZM227 255V252H226ZM143 256V255H142ZM127 257V255H126ZM133 259H138L140 260L142 257L141 255H137V256H133ZM205 257V256H204ZM129 258V257H128ZM136 259V260H137ZM207 259V258H206ZM52 261V259L50 260ZM60 261V260H59ZM58 261V263H59ZM125 261V258H124ZM150 261V263L148 262ZM162 261V262H161ZM53 262V261H52ZM65 263H67L65 261ZM89 263V262H88ZM129 263V262H128ZM137 263V262H136ZM205 263V262H204ZM73 264V263H72ZM79 264V263H78ZM129 264H133V263H129ZM143 264V263H142ZM212 264V263H211Z\"/></svg>",
    "mask_w": 264,
    "mask_h": 264
}]
</instances>
